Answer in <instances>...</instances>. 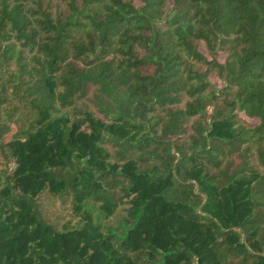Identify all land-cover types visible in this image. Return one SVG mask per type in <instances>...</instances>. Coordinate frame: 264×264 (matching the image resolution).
<instances>
[{
    "label": "trees",
    "instance_id": "1",
    "mask_svg": "<svg viewBox=\"0 0 264 264\" xmlns=\"http://www.w3.org/2000/svg\"><path fill=\"white\" fill-rule=\"evenodd\" d=\"M0 264H264V0H0Z\"/></svg>",
    "mask_w": 264,
    "mask_h": 264
}]
</instances>
